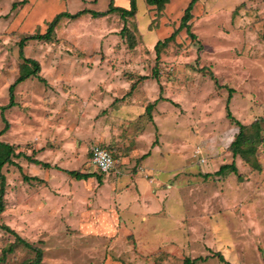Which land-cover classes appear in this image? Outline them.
I'll return each instance as SVG.
<instances>
[{
  "label": "rangeland",
  "instance_id": "rangeland-1",
  "mask_svg": "<svg viewBox=\"0 0 264 264\" xmlns=\"http://www.w3.org/2000/svg\"><path fill=\"white\" fill-rule=\"evenodd\" d=\"M21 1L0 0V107L23 73L24 37L46 34L62 12L100 13L110 4L28 0L13 9ZM191 1L138 0L127 19L65 18L51 40L27 42L24 55L39 62L41 79L18 85L14 107L0 111V142L11 145L15 163L2 169L0 264H227L219 253L228 264H264V0H198L194 38L184 29L156 48L180 28ZM230 89L234 119L250 136L260 128L249 162L230 149L240 131L227 117ZM95 145L113 153L118 172L93 166ZM153 145L165 153L145 164L160 191L150 206L159 211L131 207L150 213L147 221L124 211L134 192L121 189ZM232 163L241 179L218 174ZM68 171L103 180L91 186ZM111 222V233L99 228Z\"/></svg>",
  "mask_w": 264,
  "mask_h": 264
},
{
  "label": "trees",
  "instance_id": "trees-1",
  "mask_svg": "<svg viewBox=\"0 0 264 264\" xmlns=\"http://www.w3.org/2000/svg\"><path fill=\"white\" fill-rule=\"evenodd\" d=\"M130 1V8L126 9L123 7H117L114 5V0H110V4L108 7V10L105 12H94V11H90V10H83L80 11L79 13L72 15L69 14L67 12H62L60 14H58L53 20L52 22L49 24L48 26V30L46 32V34L44 35H30V36H26L22 39L21 43H20V57L24 60V64L22 66L23 68V73L19 76V78L16 80V82L10 87V95H11V100L9 102V104L7 106H1L0 107V111H5L6 109L12 108L15 105V89L18 85H20L21 83H23L24 81H26L27 79H29L30 77H39L38 73L40 71V64L38 61L33 60V59H27L24 55V48L27 44V42L33 41V40H43V41H49L53 38V35L55 33V29L58 27V25L60 24L61 20L63 19H77L79 17H81L84 14H91L94 18H104L109 16L110 14H116L118 13L122 18L127 19V18H133L138 10V5H137V1L138 0H129ZM150 5H155L157 7H162L166 4H168L170 2V0H146ZM198 2V0H192L191 3L189 4V6L187 7V9L185 10L184 16L182 18V23L180 25V28L175 31L170 38L166 39L163 43L160 41L158 42L156 48L158 46H160L161 44H167L171 41H173L175 39V36L177 35V33L179 31L182 30H186L188 35H191L192 38H194V35L190 34L191 28H190V24L189 22L192 20L193 18V14L192 11L194 10V7L196 5V3ZM28 3V0H23L21 2H17L13 5V9L18 8L19 6H24ZM126 29V26L123 28L122 32ZM41 79V78H40ZM145 79V78H144ZM230 95L229 98L227 100V117L234 121L239 127H240V131L239 134L236 137V140L233 142L232 146H231V150L233 152V157L236 158L237 156H242L244 157L247 162H249V153L251 155L255 154L256 151V147L254 145V142L259 138V130L260 128H256V132L254 134V136H250L247 134V129L248 127H246L245 125H243L242 123H240L239 121H237L236 119H234L231 110L229 108V103L230 100L232 98V95L234 93L233 89H230ZM161 100V98L159 99ZM156 101L154 104H150L147 107V113L149 115L150 118H152V109L155 107V105H157ZM5 122L7 123L5 117H4ZM8 126V123L6 124V128ZM6 131V129H4ZM5 131H1L0 135H3V133ZM13 149L11 147V145L5 144L0 142V180H1V189H0V194H4L5 193V186H6V178L2 173V169L5 165L7 164H14L13 159L11 158V155H13ZM21 154H18L17 156L19 157ZM91 156V153H90ZM149 155L144 156L143 158L147 157ZM29 160L37 165H41L44 168H50V164L48 163H42L36 159H30ZM18 166V165H17ZM19 167V166H18ZM20 168V167H19ZM234 173L238 176H240L239 178L241 179V175L238 171V168L236 166L235 163H232L230 165H224L220 168V170L218 171V174L223 175L225 173ZM68 174L70 177L76 179V180H89L90 178H97L98 181L101 183L102 182V177L101 176H97L95 173H81L79 171H68ZM29 178H26V180H28ZM4 209V204L2 201V196H0V211H3ZM2 229L16 234L14 233V231L10 230L8 227H2ZM18 236V235H17ZM20 240V237H19ZM22 240V239H21ZM37 255L41 256V251L40 250H36ZM217 256L219 257L220 261L223 263H227L224 256L221 255L220 253L217 254ZM40 261H36L32 264H40ZM194 261H189L187 259V261L184 264H193Z\"/></svg>",
  "mask_w": 264,
  "mask_h": 264
},
{
  "label": "crops",
  "instance_id": "crops-1",
  "mask_svg": "<svg viewBox=\"0 0 264 264\" xmlns=\"http://www.w3.org/2000/svg\"><path fill=\"white\" fill-rule=\"evenodd\" d=\"M128 4L130 5V1L129 0L125 3V5H123V8L128 9ZM156 149H158V148H155L154 145H153L151 147V149H150L151 151L146 153L145 155H143L141 157L143 159L142 164H144L143 165L144 167L142 168V171L137 173V176H138L139 173L141 174L140 177L136 176L134 178L135 175L132 176V177L130 176L129 178L131 180V183L125 185V187H127V188L121 189L122 193H127L129 189H132V192H134V202H128V204L127 203L123 204V207L126 208L124 210V211H127L126 213H128V212L130 213V212L134 211V210L131 209V207H133L135 205H143L145 209H149L151 207L150 206V203H151L150 201H152L153 198H154L153 195H160V191H156V190L153 189V185H155V183H156V180L154 179L155 174L153 175L154 171L152 173L151 169L148 168L149 170L147 172H145V170H146V165L145 164L148 161V158L150 156H152V152L157 153L156 154L157 156H159V154L161 152L160 149H158V151L156 152ZM146 155H149V156L143 158ZM160 155H161V157L165 158V153H161ZM72 179H74V178H72ZM74 180H76V179H74ZM77 181H79V180H77ZM81 181L83 183H86L88 181V183H90L91 186L98 182L97 178H90L89 180H81ZM101 185H103V184H101ZM159 185H161V184L159 183L158 186ZM113 189H114V191H118L116 189V187L114 186V184H113ZM124 198H125V196L123 195V197L121 198V202L124 200ZM136 209L138 211L132 212L134 217L136 219H139L142 216H146L144 218L148 221L147 217H148V215H151V214L148 213L145 210L138 209L137 206H136ZM151 209H153V208L151 207ZM153 211H154L153 214L155 215L159 211V208L158 209H153ZM99 228L103 232H106V233H111V231L115 230L114 229L115 227L113 226L112 222L109 225H106V224L104 225V223H103V226L102 227L99 226Z\"/></svg>",
  "mask_w": 264,
  "mask_h": 264
},
{
  "label": "built area",
  "instance_id": "built-area-1",
  "mask_svg": "<svg viewBox=\"0 0 264 264\" xmlns=\"http://www.w3.org/2000/svg\"><path fill=\"white\" fill-rule=\"evenodd\" d=\"M91 162L93 166L103 175L115 173L118 169V162L113 153L100 145L91 149ZM118 172V171H117Z\"/></svg>",
  "mask_w": 264,
  "mask_h": 264
}]
</instances>
